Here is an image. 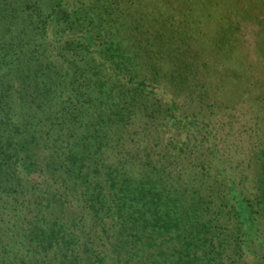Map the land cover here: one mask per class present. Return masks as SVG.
I'll list each match as a JSON object with an SVG mask.
<instances>
[{
    "label": "trees",
    "instance_id": "obj_1",
    "mask_svg": "<svg viewBox=\"0 0 264 264\" xmlns=\"http://www.w3.org/2000/svg\"><path fill=\"white\" fill-rule=\"evenodd\" d=\"M0 264H264V0H0Z\"/></svg>",
    "mask_w": 264,
    "mask_h": 264
},
{
    "label": "rangeland",
    "instance_id": "obj_2",
    "mask_svg": "<svg viewBox=\"0 0 264 264\" xmlns=\"http://www.w3.org/2000/svg\"><path fill=\"white\" fill-rule=\"evenodd\" d=\"M242 37L245 40V44L249 46L252 43L254 36V25L248 21H241L239 23ZM239 110L235 112L232 118L227 120L229 122L230 130L227 126L219 128V133L224 139L221 140L220 145L224 147V150L228 149L232 155H240L246 150V132L242 125V118ZM227 134V135H226Z\"/></svg>",
    "mask_w": 264,
    "mask_h": 264
}]
</instances>
